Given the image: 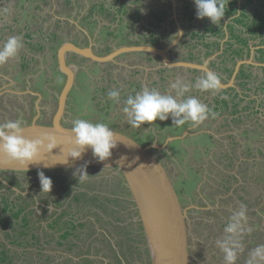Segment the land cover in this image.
Returning a JSON list of instances; mask_svg holds the SVG:
<instances>
[{"label":"rangeland","instance_id":"374dc122","mask_svg":"<svg viewBox=\"0 0 264 264\" xmlns=\"http://www.w3.org/2000/svg\"><path fill=\"white\" fill-rule=\"evenodd\" d=\"M6 1L11 4V7L10 4L3 3L2 6H5L0 8V18L4 16L3 12L8 18L13 15L11 14L14 10L12 3L15 0ZM66 1L30 0L27 2L22 0L23 3L29 4L43 14L48 9L50 13L54 12L55 3L57 8L61 6L60 13L55 18L69 16V19H61L55 25L45 26L47 18L44 17L41 23L35 21L33 27L23 26L24 33L37 35L29 37L30 43L22 45L23 48L18 50L15 57L0 63V124L10 120L19 121L21 125L30 124L37 114L38 94H41L39 100L41 115L38 121L42 124L51 122L66 81V76L58 67V46L56 44L55 48L52 43L54 40L58 41L59 45L68 41L80 43L83 37L82 29H85L84 26L82 29L80 27L87 19L85 15L89 12L92 0H69L68 6ZM95 1L105 4L109 0ZM153 1L155 0H124V3L127 6L139 4L141 11L145 10L150 14L152 9L150 5ZM226 1L224 0V4ZM178 2L192 4L191 0H178ZM236 3V1L231 2L238 7L236 13L232 14L231 20L243 14V24L247 21L249 25L255 26L257 23H254V19L260 23L258 14L264 15V0H239ZM193 9L196 12V6H192ZM95 12L98 13L101 21L104 22L106 17L110 20L101 7H96ZM170 12L169 9L168 15ZM253 14L257 16L253 18ZM119 15L124 16L125 13L120 12ZM184 18H187V14ZM209 20L207 17L203 18L204 22ZM242 23L238 26L241 27ZM37 24L39 26H36ZM260 26L256 33L251 29L249 30L252 33H248V38L253 37L254 39L250 41L257 44L258 48L264 46V27L261 23ZM37 27H40V33L34 32L33 29ZM96 27L98 26L93 25L88 32L95 33ZM118 27H114L113 30L116 31ZM171 27L170 37L167 38L165 46L178 35V22L176 26ZM185 28L183 26L182 39ZM122 29L123 31L117 30L119 33L117 38L121 42L126 41L127 38L126 28L122 27ZM3 32L0 30V35ZM106 38L103 36L102 45L106 43ZM2 47L0 45V48ZM47 47L48 50H46ZM174 50H171L173 58L176 57ZM124 54L119 55L115 62L118 61L117 63L121 65ZM74 55V53L68 54V62L76 65V82L69 96L65 113V122L68 125H73L76 119L87 120L94 124L104 123L112 129L128 133L144 144L157 142L163 145L169 137L180 136L186 130L196 135L198 133L215 135L216 144L213 140L210 141L208 136L206 138L202 135L197 136L196 139L188 138L186 141L184 138V141H177L178 144L174 140L169 141L165 148L153 151L166 162L182 194L184 206L188 208L191 228V264H226L225 253L217 241H223L226 235H231L226 234L224 229L233 214L241 210V206L244 207L245 216L241 220L240 229L232 235L234 243L231 247L236 256L234 264H249L250 260L254 264H264V139H257V136H254L252 143H249L244 133L246 128L258 127L256 123L262 120L260 114L238 113L233 114L232 118L230 115L226 118L225 112H229L228 109L231 112L237 109L232 105L234 101L224 105L213 101L211 95L205 97L206 91L190 87V90L178 99L196 97L206 105L209 112L203 122L193 124L189 121L177 127L172 125V119L169 117L165 121L157 119L152 123L145 122L140 127H132L123 113L124 101L127 97L134 96L145 87L156 88L162 94L175 96V90L170 85L177 79L180 80L179 75L176 77L173 71L168 74L165 83L160 82L150 87L149 81L152 82L158 77L156 72L151 73L150 80L141 74L129 77L132 72L128 67L115 68L113 64H110L109 66L114 67L115 72L121 73L120 83L122 84L118 88L120 99L116 102L107 96L115 85L112 84V79L102 72L100 65L87 59L82 60L80 57L74 59ZM254 60L250 57L248 61L251 63ZM262 72L259 69L257 73L262 74ZM171 74H174L176 79L172 78ZM135 76H140L139 79H142L139 80L138 85L134 84L138 82ZM182 82L189 85L195 83L187 77ZM104 87H106L105 90ZM226 93L229 95L228 91ZM250 93L259 95L260 98L264 97V90L261 89L258 90V95L254 89H251ZM259 108L264 118V100L262 104L259 103ZM250 110L251 108L245 112ZM203 138L206 140H202ZM175 144L178 145V151L175 150L177 147ZM203 153L204 156H202ZM81 173H85V179L82 181L79 180ZM227 173L232 175L226 177ZM5 174L6 182L22 192L35 194L43 203L42 207H36L34 200L31 199L32 196L23 200L12 192H4L5 184L0 183V208L3 206L2 202H6L2 200V197L7 199V202L15 199L20 204L24 203L14 218L11 217V212L16 213L17 206L11 204L10 210H6L5 217L7 216L8 219L6 218L5 223L0 221V240L4 242L5 247H15L11 245L16 241L15 238L27 241L30 240L31 234L36 232L37 237L32 239L31 245L33 244L32 246L40 254L36 255L30 264H150V253L143 226L121 173L113 170L92 169L44 172L53 182L51 191H44L47 195L41 194L38 172H7ZM240 183L245 185L244 190L238 189ZM75 193H78L77 203L82 207L72 202L74 206L63 213L68 206L62 204L71 202ZM212 198H216L217 201L213 202ZM47 201L48 203H45ZM32 202L35 207L30 206ZM24 214L32 215L33 227L30 228L29 223L25 227L21 225V217ZM5 233L8 234L5 235ZM31 245L28 247L30 248ZM258 248L261 249V255L253 258L252 254ZM15 250L22 252L19 247H15ZM21 255L22 264L29 255Z\"/></svg>","mask_w":264,"mask_h":264},{"label":"crops","instance_id":"0c3cea01","mask_svg":"<svg viewBox=\"0 0 264 264\" xmlns=\"http://www.w3.org/2000/svg\"><path fill=\"white\" fill-rule=\"evenodd\" d=\"M25 1L28 2L30 0H25ZM235 1L237 3L239 2V0H235ZM3 3L5 5L10 4L6 0L0 1V8H3L5 6V5L2 6ZM66 3L68 6L69 0H67ZM151 3L152 5H150V8H152L153 10L149 8L150 14H148L145 10L141 11L139 4H132L131 6H127L126 3H124V0H109L108 3L105 4H103L102 2L98 3L95 0L90 1L91 5H89L90 6L88 9L89 12H87L85 15L87 16V19L84 20L83 23L79 21L82 23V27L80 28L82 29L83 26L85 27V29H82L83 37H81L80 43L75 41L74 43L84 47L90 46L92 50H94L97 54L102 56L107 55L113 52L115 49L123 46L151 45L155 47H165V42H167V38L170 37V31L172 29L171 26L173 25L176 26L177 24L176 18H179L181 24L184 25V27H186L185 35L183 39L181 38L179 43H177L172 48L175 49L174 50V53L176 55L175 58L172 57V52H171L172 49L170 50V55L172 60L194 62L199 64H205L204 62L207 61L206 63L207 67H209L213 72H215L221 81L223 82L227 81V78H229L230 75L231 76L233 75V71L231 74H229L231 71L229 67L234 63L237 64L239 62L238 59L241 58L240 60H242V58L245 56L242 51L235 54V49H233L232 52L229 54L224 53V47L227 45V43L231 42L230 38L237 36L235 41L238 44H244L247 42L249 43L251 50L249 57L254 58L255 59L254 61H259V63L264 62V56L259 58V54L262 53L260 49L263 48L264 46H261L259 48L256 47L257 44H254L252 41H250L251 39L254 38L253 37L245 38L246 34H243V32H249L248 29L257 28L258 30L261 27L260 23L264 27L263 14L261 15L258 14L260 23L256 19H254V23H257V25L255 26H253L254 24L249 25V23H247L246 21V23H244V25L240 27L238 26L237 21L242 23V19L240 20L239 17H242L243 14L242 15L239 14L238 15L239 17L236 16L233 18L234 21L233 20L230 21L232 18V14H235L237 10L236 8H232L233 6L231 4V0H227L226 4H224L225 16L222 18L221 21L218 22V24H213L210 20L208 22L207 21L204 22L203 19H198L194 9L192 10V6L193 7L195 6L193 0H191L192 4L189 3L186 4L187 2L185 4L182 3L180 4L178 0H155ZM39 6H45V5H39ZM96 7H101L102 11L105 12L104 14L106 16H109L110 20L107 19V17L105 19V20H109L108 22H105V20L103 22V20L101 21L98 18L97 15L98 13L95 12ZM12 8H14V10L11 12V14H13L12 17L10 15L8 18L3 12L4 16H1L0 18V21L3 20L2 22H0V30L1 32L4 31L0 35L1 46H3V44L7 41L9 37H13V36L20 38L23 46L25 45V43H30L29 37H34L37 34L35 33L29 34L28 32L24 33L23 26L26 28H29V26L33 27V23L35 21L41 23V20L44 17L47 18L45 26L55 25V23H57V21L61 19L62 20L69 19V16H66L67 18L65 16H64L65 18H55L56 15H58L61 10V6L57 8L55 3L53 5L54 12L50 13L48 9L47 11L44 12V14L39 10H36L34 7L32 8L29 4L23 3L22 0H15V2L12 3ZM169 9L171 12L168 15ZM238 11H240V9ZM120 12L125 13V15L120 16L119 15ZM185 14H187V18H184ZM256 16L257 15L253 14V18ZM89 17L91 18L90 20L88 19ZM51 18L52 21H50ZM236 18H238L237 21ZM114 22L117 23L114 24ZM76 25L81 26L80 24H76ZM93 25L98 26L95 28L96 32L95 33L88 32V29ZM36 26H39V24H37ZM118 26L121 27L119 28ZM114 27H118V29H121V31H123L122 27L126 28L127 30V33H125L127 34L126 41L121 42L118 40L117 38V34H119L117 33L118 29L114 31L113 30ZM39 29L40 27H37L36 29L33 30L34 32L40 33L41 29L40 30ZM103 36L107 37L106 43L104 45H102ZM240 37H242L243 39H240ZM219 39L221 40V44H220L221 49L219 48V44L215 42L216 40ZM93 43L95 44L94 47H93ZM56 44L58 46L57 48L58 51L59 47L62 44L60 43L59 45L58 41L54 40L52 46L56 48L57 47ZM23 46L21 48H23ZM46 50H48V47L46 48ZM124 56L125 57L121 58L124 59L121 65L117 63L118 61L115 62V59L116 58L118 59L119 56L115 57V59L112 61L104 62L102 64L98 63L102 70L104 68H108L111 71L113 77L112 84L115 85L114 89H118L122 84L120 83L121 73L115 72L114 67L109 66L110 64H113L115 68L121 67L122 69H124L128 67L132 72L129 77H132V75L134 76L136 74L137 75L141 74V76H147L148 79L150 80L151 73L156 72L158 77L153 79L152 82L149 81L150 87L151 85H155L160 82H162V84L165 83V81L168 79V74L173 71H175L173 73L176 75V77L179 75L181 81L185 79V77H187L188 80L190 79L192 82H195L197 77L204 74V70H197L195 68H190V67H182V66L173 67V68L166 67L163 65L161 59L158 56L153 55L152 53H149L147 51L135 50L131 52H126ZM78 57L82 58V60L85 59L89 61L93 60L91 58H85L82 56H78ZM244 58H246V56ZM253 66H254L253 67L254 76H252L251 79H249L246 83H244V81L241 79L237 80L238 81L237 83H239V87H241L239 92H241L242 94L240 93L238 96L239 98H241V101L244 100L242 96L247 94L249 95L251 89H254V92L256 94L258 93L259 89L264 90V80H263L264 64L263 67L257 65H253ZM134 69H137L138 71L135 72ZM259 69L263 71L262 74L257 73ZM174 74H171V77L176 79ZM139 77L140 76L134 77L138 81L137 83L135 82L134 84L138 85L139 80H142L139 79ZM143 84L145 85V83ZM222 89L224 90V88ZM223 90L221 91V89H219L217 91L216 90L206 91L205 97L207 95H211L213 101L222 98L221 95H224L225 97L228 96L230 97V95H228L227 93L225 94ZM251 95L253 101L248 104H244L245 101H243L241 105L242 110L240 112H236V114L241 113L242 115H244L245 113L248 114L251 112L253 113L250 115L260 114V118H262V120L260 121V128L258 129V127H256V130H258V132H261L260 131L261 127L262 129L264 127V121H263L264 118L261 116L259 103L262 104L264 97L262 96L260 98L258 94H257L258 96H256L253 95L252 93ZM38 100H40L39 96L37 102ZM232 105H234V103H232ZM250 108H251L250 111L245 112L247 111V109ZM228 111L229 112H225L227 115L225 117L227 118L230 115V117L232 118V116L234 115L231 114V111L229 109ZM261 138L264 139L263 133ZM225 175L226 177H228V175H232V174L227 173ZM234 177L236 178L235 175ZM242 188H245V185H242L240 183L238 185V189L241 190ZM235 190L236 189L234 188V191ZM212 200L213 202L217 201L216 198H212ZM0 243L4 244V242L1 240ZM11 245L15 247H19L23 251L25 249L24 247L25 240L18 238V240L13 242V244L11 243ZM15 247H7V248L15 249ZM31 249L36 251V254H40V252H38L37 249L34 248V246H32ZM61 253L66 254L64 252Z\"/></svg>","mask_w":264,"mask_h":264},{"label":"water","instance_id":"95a60500","mask_svg":"<svg viewBox=\"0 0 264 264\" xmlns=\"http://www.w3.org/2000/svg\"><path fill=\"white\" fill-rule=\"evenodd\" d=\"M179 35L165 47L151 45L123 46L115 49L107 55H99L90 46L84 47L72 41L63 43L57 51L58 66L61 73L66 76L65 84L61 90L58 106L48 124H42L38 120L41 115L39 100L36 104L37 114L30 124L22 125L24 135L30 139L42 136L45 131L56 132L64 141L70 139L73 134L71 128L65 122L67 102L76 82V65L68 62V54L93 59V62L104 63L112 61L115 57L135 50L147 51L158 56L166 67H190L197 70H211L206 64L194 62L174 61L170 50L180 41L183 33L182 25L178 22ZM250 62V61H249ZM245 63L241 60L237 63L236 70ZM212 71V70H211ZM236 71L229 84L220 81V88H226L234 83ZM41 98V94H38ZM112 129V128H111ZM117 147L112 150L111 157L99 161L93 157L90 149L86 150L80 158H69V163H62L66 157V150L56 148L52 153L41 150L37 162L26 167H21L18 162L9 161L0 156V170L7 172H39L58 170H113L123 175L124 181L131 193L135 209L143 226L147 246L150 253V264H191V228L189 225L188 208L184 206L183 197L172 177L166 162L153 152L155 149L165 148L167 142L182 139V136H173L167 139L166 144L157 142L144 144L133 136L118 129H112ZM108 165V166H106Z\"/></svg>","mask_w":264,"mask_h":264},{"label":"clouds","instance_id":"9594fccd","mask_svg":"<svg viewBox=\"0 0 264 264\" xmlns=\"http://www.w3.org/2000/svg\"><path fill=\"white\" fill-rule=\"evenodd\" d=\"M196 6V16L198 19L209 18L213 24H218L225 16L224 0H193ZM182 35L183 33L180 32ZM176 41H173L175 43ZM22 47L20 38L9 37L0 48V63H4L9 58L15 57L18 50ZM205 64L207 61L204 62ZM253 65L261 66L259 62H252ZM170 87L175 90V96L162 94L158 89L147 87L134 96L129 95L124 101L123 113L127 117L128 123L132 127H140L145 122L152 123L157 119L160 121L172 119V125L182 126L186 122L198 124L203 122L208 115L209 109L196 97H187L179 100L178 97L194 87L200 91L216 90L220 87L218 75L205 70L204 74L197 77L193 85L185 84L177 79L171 83ZM109 99L119 102L120 91L112 89L107 93ZM261 112V111H260ZM262 115V112H261ZM264 121V120H263ZM260 128V121L256 123ZM256 129V127H252ZM262 129V127H261ZM258 131V130H257ZM73 136L67 141L62 140L56 132L45 131L41 137L30 139L24 135V128L19 121H8L0 124V156L9 161L18 162L21 167H26L37 162V157L43 149L45 152L52 153L54 149L66 150L64 164L69 163V158H80L88 149L91 150L93 157L99 161H104L112 156V150L117 147L115 133L104 123H92L83 119H76L71 128ZM108 166V165H106ZM88 175V174H87ZM42 191L50 192L52 189V179L47 177L43 171L38 172ZM85 179V173H81L79 180ZM245 216L244 207L234 213L230 218L229 224L225 227L226 234L223 241H217L221 250L225 253L226 264H234L236 259L231 245L234 243L232 235L240 229L241 220ZM253 258L261 255V249L253 252ZM252 264V261H249Z\"/></svg>","mask_w":264,"mask_h":264},{"label":"flooded vegetation","instance_id":"af4514ba","mask_svg":"<svg viewBox=\"0 0 264 264\" xmlns=\"http://www.w3.org/2000/svg\"><path fill=\"white\" fill-rule=\"evenodd\" d=\"M231 2H232V0H231ZM237 4V3H236ZM233 7L232 8H237V6L236 5H232ZM229 17H231V16H229ZM228 17V18H229ZM242 17H239V19H241ZM237 19L238 18H236V21H237ZM176 21L177 22H180V20H179V18H176ZM230 21H232V20H230ZM181 23V22H180ZM237 24H241L240 22H238L237 21ZM182 25V24H181ZM233 25H235V24H233ZM244 25V24H243ZM184 26V25H183ZM183 26H182V29H183ZM229 28V27H228ZM249 30V29H248ZM251 30H254L255 31V33H256V31H257V28H253V29H251ZM247 33H252L250 30H249V32H243V34H246L245 35V38L246 37H249L248 35L249 34H247ZM178 35H179V28H178ZM177 35V36H178ZM177 38V37H176ZM234 38V39H233ZM236 38H237V36H234V37H232V38H230V41L231 42H229V43H227V45L224 47V53H226V54H229V53H231L232 52V50L233 49H235V54H237V53H239L240 51H242L243 53H244V55L246 56V58H242V60H244L245 61V63H243L237 70H236V67H237V64H232L229 68L231 69V72L233 71V75L231 76H229V78H228V80L227 81H221L222 83H224V84H229L230 83V81H231V79H232V77L234 76V74H235V71H236V75H235V79H234V83L232 84H230L229 86H227L226 88H224V90L222 89V88H218V89H216V91L217 90H219V89H221V91L223 90L224 92H226V91H228L229 92V95H230V97L228 96V97H225L224 95H221L222 96V98H220V99H217V100H215V101H218V102H221V103H223L224 105L225 104H231V101H234L233 103H234V106H235V108H237L238 109V111L240 112L241 110H242V102L243 101H245L246 102V104H248V103H250V102H252L253 101V99H252V95H251V93L248 95H244V96H242L243 98H244V100L243 101H241V98H239L238 96H239V94L241 93V92H239V90H240V88L241 87H239V83H237L238 81V79H241V80H243L244 81V83H246L249 79H251L252 78V76H254L253 75V65H252V62L250 63L248 60L250 59V57H249V54H250V52H251V50H250V46H249V43L247 42V43H244V44H238L235 40H236ZM240 39H243L242 37H240ZM216 43H218L219 44V48L221 49V47H220V44H221V40L219 39V40H216L215 41ZM260 50H263L264 51V47L263 48H261ZM262 53L261 54H259V58L260 57H262ZM77 57L78 56H74V59H77ZM241 59V58H240ZM240 59H238L239 61H241ZM77 62H80V61H77ZM261 64V67H263V64H264V62H262V63H260ZM224 66V65H223ZM173 68V67H172ZM102 72L104 73V74H106L107 76H108V78L109 79H113V77H112V75H110V73H111V71L108 69V68H104L103 70H102ZM231 74V73H230ZM238 89V90H237ZM242 94V93H241ZM219 96V95H218ZM181 127V126H180ZM184 132V131H183ZM208 134H210V133H208ZM183 135V133L180 135V136H182ZM202 135H204L203 133H198L197 135L196 134H194V133H188V134H186L185 135V141H186V139H188V138H194V139H196V137L197 136H202ZM209 137V136H208ZM184 138H180V139H175L174 141H184ZM206 138H207V136H206ZM215 135L214 134H211V138L209 137V139H210V141H212L213 140V142H215ZM202 140H206V139H202ZM173 143V142H172ZM179 142H177V144H178ZM177 144H175V145H177ZM215 144H216V142H215ZM253 147V146H252ZM178 145H177V147L175 148V150H177L178 151ZM233 148V147H232ZM232 148H231V150H232ZM231 154V153H230ZM233 155V154H232ZM202 156H204V153H203V155ZM40 172V171H39ZM43 172H49V171H43ZM5 173H7V171H1L0 170V183L2 184V183H4L5 184V189H4V192L6 191V192H12V193H14V194H16V196L17 197H21L22 199L24 198V199H27V198H30L31 196H32V198L31 199H33L34 200V202H35V205H36V207H38V206H43V203H41L40 202V200L39 199H37V196L35 195V194H33V195H31V194H27V193H25V192H22L21 190H19L18 188H16L15 186H13L12 184H9L8 182H6V174ZM13 173H15V172H13ZM5 177V178H4ZM236 179H237V177H236ZM238 180V179H237ZM73 183V182H72ZM124 183H125V181H124ZM125 185H126V183H125ZM76 187V186H75ZM126 187H127V185H126ZM77 188V187H76ZM78 189V188H77ZM128 189V188H127ZM129 190V189H128ZM42 195H47V193H45L44 191H42V193H41ZM72 197V196H71ZM5 200L6 202H7V199H5L4 197H2V200ZM23 199V200H24ZM73 199H74V195H73V197H72V202H73ZM3 200V201H4ZM3 203L2 202V204H3V206L0 208V221H2V222H4L5 223V220H6V218L8 219V217L6 216L5 217V213H6V210H10V208H11V204L12 205H15V206H17V210L18 209H20L19 207L21 206L22 207V205L24 204H20V202L18 203L15 199H12L10 202H7V203ZM16 203V204H15ZM45 203H48V201L47 202H45ZM20 204V205H19ZM26 204H27V201H26ZM69 204H70V201H68V202H64L62 205H66V206H68L67 208H65V210L66 209H69ZM34 205V203L32 202V204L30 205V206H33ZM35 205H34V207H35ZM29 206V205H28ZM72 206H74L73 205V203H72ZM26 209H27V207H26ZM17 210H16V212H17ZM63 211V213L65 212L66 213V211ZM12 211V210H11ZM11 214H12V218H14V217H16V213L15 212H11ZM27 218H28V223H29V227L31 228V227H33V225H34V222H32V215L30 216V215H27L26 216ZM9 223V222H8ZM71 223V222H70ZM81 224V223H80ZM5 226V225H4ZM9 233V232H8ZM8 233H5V235L6 234H8ZM252 264H254L253 262H252Z\"/></svg>","mask_w":264,"mask_h":264},{"label":"trees","instance_id":"16d2710c","mask_svg":"<svg viewBox=\"0 0 264 264\" xmlns=\"http://www.w3.org/2000/svg\"><path fill=\"white\" fill-rule=\"evenodd\" d=\"M235 1V0H232V2ZM242 19V18H241ZM240 19V20H241ZM246 40V39H245ZM244 41V40H243ZM262 52V57L264 56V51L261 50ZM110 75H112L110 73ZM110 85V84H108ZM106 87H104V90H105ZM235 109V108H234ZM236 111H238V109H235ZM236 111L234 112H231L232 114H236ZM261 132H258L256 129H253V128H246L244 133L245 135H247V139L249 143H252L251 141L253 140L254 136H257V139L261 138L262 137V133L264 135V127L263 129L260 130ZM259 135V136H258ZM206 136H209L211 138V134H204V137ZM232 136V135H230ZM262 139V138H261ZM218 142V141H217ZM251 147V146H250ZM85 170H89V169H85ZM244 189V188H242ZM74 195V199H73V202L77 203V200L79 199L77 196H78V193H75L73 194ZM20 205V204H19ZM77 205H80L77 203ZM76 205V206H77ZM81 206V205H80ZM72 207V201L70 202L69 204V209ZM82 207V206H81ZM21 208V206L19 207ZM68 209V210H69ZM85 209L89 210L88 207H85ZM67 209L65 210L66 212L68 211ZM19 209L17 210L16 214L18 213ZM17 216V215H16ZM27 215L24 214L22 217H21V225L22 226H27L28 225V218L26 217ZM82 224V223H81ZM36 233V232H35ZM34 232L31 234V238L30 240H27L25 241V250H23L21 253H19V251H16L15 249H11V248H7V247H2L4 246V244L0 243V264H19L20 261H21V254H27L29 255L27 259H25L23 261V263L25 264H30L31 261H33L35 259V256L36 255H39V254H36V251H34L33 249H31L32 245H31V242H33L32 239H35L37 237V235L35 234ZM14 240H18V238H15ZM36 242V241H35ZM31 245V247L29 248L28 246ZM36 254V255H35ZM22 263V264H23Z\"/></svg>","mask_w":264,"mask_h":264},{"label":"bare ground","instance_id":"6f19581e","mask_svg":"<svg viewBox=\"0 0 264 264\" xmlns=\"http://www.w3.org/2000/svg\"><path fill=\"white\" fill-rule=\"evenodd\" d=\"M123 176V175H122Z\"/></svg>","mask_w":264,"mask_h":264}]
</instances>
